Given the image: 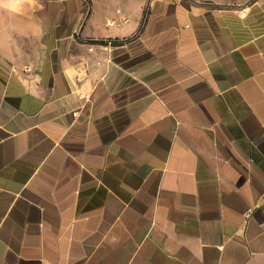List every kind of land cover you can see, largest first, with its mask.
Returning <instances> with one entry per match:
<instances>
[{
  "label": "crops",
  "instance_id": "obj_1",
  "mask_svg": "<svg viewBox=\"0 0 264 264\" xmlns=\"http://www.w3.org/2000/svg\"><path fill=\"white\" fill-rule=\"evenodd\" d=\"M0 264H264V0H0Z\"/></svg>",
  "mask_w": 264,
  "mask_h": 264
},
{
  "label": "rangeland",
  "instance_id": "obj_2",
  "mask_svg": "<svg viewBox=\"0 0 264 264\" xmlns=\"http://www.w3.org/2000/svg\"><path fill=\"white\" fill-rule=\"evenodd\" d=\"M255 1H257V0H233V3H239V2H242V4H247V3H251V2H255Z\"/></svg>",
  "mask_w": 264,
  "mask_h": 264
}]
</instances>
